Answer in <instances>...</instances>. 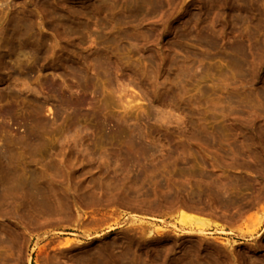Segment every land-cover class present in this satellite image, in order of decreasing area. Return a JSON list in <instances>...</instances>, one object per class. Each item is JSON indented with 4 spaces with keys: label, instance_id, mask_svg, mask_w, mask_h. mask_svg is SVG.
I'll list each match as a JSON object with an SVG mask.
<instances>
[{
    "label": "rangeland",
    "instance_id": "obj_1",
    "mask_svg": "<svg viewBox=\"0 0 264 264\" xmlns=\"http://www.w3.org/2000/svg\"><path fill=\"white\" fill-rule=\"evenodd\" d=\"M42 1L0 0V25L27 12L39 22ZM54 1L57 18L46 22L66 13L74 33L57 38L47 26L45 51L26 55L23 76L0 68V145L35 130L41 117L62 131L46 135L43 159L70 158L69 180H58L107 187L90 204L69 198L72 218L61 213L35 227L25 221L13 234L16 218L2 212L0 230L13 239H0V264H83L78 252L94 248H108L119 264H264V0H161L155 12L142 0ZM197 38L214 46L200 48ZM242 44L252 49L248 74L233 66L240 59L230 49ZM234 96L242 102L231 105ZM133 130L153 149L143 160L152 172L135 167L119 176L120 153L136 158ZM204 175L228 188L227 210L202 200L195 203L201 212L177 213L157 196L146 199L155 186L160 198L205 188ZM133 189L136 199L119 196ZM185 214L202 221L206 235L181 232L190 224ZM149 226L173 239H124Z\"/></svg>",
    "mask_w": 264,
    "mask_h": 264
},
{
    "label": "bare ground",
    "instance_id": "obj_2",
    "mask_svg": "<svg viewBox=\"0 0 264 264\" xmlns=\"http://www.w3.org/2000/svg\"><path fill=\"white\" fill-rule=\"evenodd\" d=\"M54 2V0H43L41 4L39 3L38 8H44V11L40 13L39 22L33 20L34 14H29V12H27L26 14L23 13L10 17L0 25V68L7 70L8 77H20L25 74L23 69L26 65V55L29 54L37 58V56H41L44 53L46 39L42 33L43 28L48 26L50 30H56L57 38H59L60 35L68 38L74 33L70 17L67 16L66 13L60 16L58 23H55L54 20L46 22L45 17L57 18L55 17V6L52 7V3L54 4ZM140 2L144 5L151 6L154 12L162 8L161 0H142ZM71 13L76 15L77 10H73ZM196 44L200 48H211L214 46V42L204 38H197ZM230 50L240 59L235 62V65L233 64L235 69L246 71L245 73L248 74L251 64L250 57H252V49L242 44L237 47L232 46ZM6 58L10 59L8 61L11 63L5 65V67L3 65L2 67ZM241 74L243 76L244 72ZM15 86L22 88L25 87L26 84L22 86L18 84L13 85V87ZM11 94L12 93H9V95ZM256 94H258V92H256ZM261 96V100L264 101V93ZM229 98L231 105H237L240 104L239 102H242V99L238 96ZM259 99L256 98L258 101ZM258 108L264 110V102L258 106ZM10 112L11 109H7L1 114H10ZM58 116H60V114ZM15 129L16 128H11V130ZM48 133L57 135L62 133V131L57 130L47 120L40 117L37 118L35 130L23 131V135L17 139L15 136H11L6 143L0 145V216L4 211H8L15 216L17 224L15 229H11V234L16 232L17 229L19 231L21 227L26 228L25 221H28V224L35 227V225L40 226L42 224L40 220H50L56 218V215H61V213L65 214L66 217L72 218L71 207H69L67 202L69 198H77L78 201L80 200L82 203L90 204L94 201L97 193L104 194L105 192L104 187L106 185L101 181H98V183H96V181L93 182L89 190L83 188L81 182H78L77 186H73L72 184L65 186L64 181L58 180L61 176L67 177V180H69L71 175L70 158H68L69 156H63L58 163L54 158L51 160L43 159V153L48 146L46 138ZM194 134L196 135V133H193V135ZM131 136L133 137H130V140L133 141H130V147L135 151L136 158H133L127 152L120 153L121 162L117 164L118 168H116L117 173L120 174L119 176H123L125 172L133 173L132 171L135 167L142 168L145 173H148L149 170L151 171L152 169V167H149V169L144 167L143 163L147 155L146 153L152 152L148 155H154L153 149L150 148L151 146H145L142 142L144 133L141 130H133ZM259 138L264 140V134H260ZM75 145L81 147L82 143L79 145L76 143ZM88 155L94 156L92 153H88ZM37 165L40 166L37 167ZM126 168L128 169L126 170ZM116 180L118 185L121 179L116 177ZM133 180H140V176L136 174L135 176L133 175ZM199 181L201 184L205 185V188L200 189L199 187L197 191L191 190L189 192L187 189L174 190L161 198L158 197L156 192L157 186H155L153 189H150V191H145L146 199L150 198V196H157V202L159 204L177 213L191 212L196 214L201 212L202 209L197 208L195 203L201 202L202 200H209L213 203L218 202L222 209L227 210L231 201V199L225 196L228 188L217 187L207 175L202 176ZM114 188L115 189L112 191H109V194H113V196L118 192L117 186ZM119 193H121V191ZM137 193L138 190L133 189V191L125 192L119 196H125L124 199L126 200H134L140 196ZM3 214H5V212ZM181 220H185V222L189 220L190 224H186L185 226V228H188V231L184 230V228L181 232H187L188 235L192 237L190 239H197L198 236L206 235L205 229H203L204 224L199 219H191L185 214ZM149 228L150 230H146L140 227L138 228V232H136L137 235H127L123 238L173 239L167 236L169 231H166L165 228L159 229L153 228V226H149ZM6 232L7 231L0 230V239H13V235L7 234ZM24 234L25 231H23V239L25 237ZM174 234L178 235L179 232L174 231ZM198 239L201 238L199 237ZM68 245H70L69 241L66 242L64 246ZM113 248H115V246ZM90 250L89 252H78L77 258L75 259L83 264H119V259L115 253L107 254L108 248H94ZM104 255L106 257H104ZM36 260V262L39 263V258ZM8 263L19 264L17 260H4L1 264Z\"/></svg>",
    "mask_w": 264,
    "mask_h": 264
}]
</instances>
